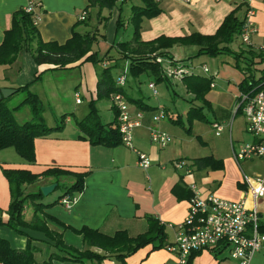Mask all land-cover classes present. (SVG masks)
I'll list each match as a JSON object with an SVG mask.
<instances>
[{"label": "crops", "instance_id": "1", "mask_svg": "<svg viewBox=\"0 0 264 264\" xmlns=\"http://www.w3.org/2000/svg\"><path fill=\"white\" fill-rule=\"evenodd\" d=\"M28 1H35L41 5L42 17L36 26L41 41L63 45L71 38L73 31L87 34L99 30L98 43L103 42L110 47L114 45V37L111 35L118 31L117 20L122 16L121 10L117 7L107 13L102 10L100 17L106 20H100L97 16L94 30L80 32V25L87 27L90 23L88 21L78 26V17L85 12L88 6L87 0H0V46L3 43L5 32L11 28L13 16L22 10ZM154 1L161 10V14L142 21L140 28L142 42H150L159 37H185L193 33L203 36L214 35L223 20L238 5H242L237 12L238 16L244 17L247 6L255 12L253 21L257 27V33L250 39V48L255 51L264 49V0H250L247 5L241 0ZM135 3L133 5H140L139 0ZM92 11H95L96 15L99 13L98 8H93L89 12L90 17ZM34 46L33 43L32 47ZM191 47L196 48L195 53L197 54V47ZM180 48L181 45H175L169 49L167 51L169 58L176 62H187L193 65L194 61L191 58L181 61L177 59L174 52ZM83 64L68 66L70 69L66 70L47 71L48 66H38L33 60L32 53L22 49L11 66H0V89L16 91L28 85L29 92L40 98L41 86L45 82L53 81L55 76L67 74ZM71 67L74 68L71 69ZM165 74L162 70V75L166 78ZM60 93L59 88L52 86L48 94L59 100ZM209 93L206 94L205 99L210 104ZM142 101L146 109H140L128 103L132 113H143L141 127L133 132V150L122 145L116 147L90 145L88 141L79 139L80 131L75 120V125L71 126V129H66L65 126L61 132L35 139L34 163L30 164L22 159L17 160L19 162L0 161V163L4 168L28 170L35 175L55 168L85 174L82 192L71 195V197L78 198L77 203L71 209L67 210L62 207L59 201L51 205L53 200L49 201L51 198L42 196L40 202L51 206L36 214L41 219L44 215L50 216L60 223L59 225L46 220L51 230L61 233L66 246L77 250L86 248L83 237L73 230L79 231L87 228L106 236H113L119 231H124L130 237H136L147 232L151 219L164 226L166 246L159 250H152L151 245L141 248L126 259V264H175V255L165 249L173 244L176 238L175 230L169 225L175 227L185 219L189 205L188 197L191 193L193 194L191 186H194V192L199 197L214 195L226 201L239 202L244 198L246 191V184L242 179L243 173L249 175L250 178L263 176L264 168L261 169L259 166L260 168L256 169L254 165L255 161H259L264 167V162L261 160L241 161L238 164L235 162L232 149L236 150L243 144L256 142L245 132V122L242 117L240 129L235 126V121L239 116V113L233 112L235 107H227V116H222L221 122L218 120L207 122L209 128L201 130L200 135L196 136L206 139L205 144L208 145V150H206L194 147L196 146L194 141L191 142L189 139V130L184 136L174 128L180 121L177 118L175 119L177 121H174L166 108L163 109L165 118L160 122H153V116L161 109L146 103L144 99ZM81 104L82 101L79 104L76 103L77 106ZM193 106L201 107V104L193 102ZM108 109L111 117L107 124L114 120V111L110 103ZM203 111L202 114L205 116ZM77 119L82 118L77 117ZM199 120L206 122L203 118ZM214 123L223 125L224 129L220 136L214 134L211 127ZM150 130L167 133L172 138L171 142L164 148L151 144ZM137 153L146 155L150 159L149 168L143 170L137 166ZM205 157H211L213 162L207 163L204 168L194 165L193 160ZM176 163L181 164L182 168L178 169ZM55 183L53 178L40 177L35 185L27 186L30 189L28 192H37L41 186ZM10 202L9 184L0 167V210L7 211ZM247 205L250 206V203ZM25 209L23 220L29 223L34 217V208L30 211ZM257 209L264 226V196L257 201ZM2 217L5 221L8 219L5 213ZM23 231L33 240L36 247L34 257L37 262L41 263L51 254L58 253L54 244L44 234L29 229ZM26 236L19 235L6 226L0 227V238L6 240L13 249H24L27 246ZM53 264L75 263L54 261ZM85 264L96 263L87 262ZM100 264H115V262L104 260ZM189 264L238 263L229 259L226 254L217 255L204 250L192 256ZM252 264H264V249L252 257Z\"/></svg>", "mask_w": 264, "mask_h": 264}, {"label": "trees", "instance_id": "2", "mask_svg": "<svg viewBox=\"0 0 264 264\" xmlns=\"http://www.w3.org/2000/svg\"><path fill=\"white\" fill-rule=\"evenodd\" d=\"M88 6L84 10L86 18L82 23L90 21V10L98 8V18L102 10L111 11L116 7V3L120 0H87ZM128 0H123L125 3ZM140 5L131 7V15L129 24L132 27V37L128 41L118 42L115 44L118 50V57L113 58L114 64L110 67L106 66L100 73L96 84V99L89 103L88 112L82 119H76V126L80 131L79 139L88 141L92 146L116 147L120 146L121 138L118 132V111L114 106V120L109 124H103L98 116L94 104L100 100L108 99L114 94H121L130 104L136 105L140 109L143 107L142 99H136L129 96L126 91L116 85L113 79L111 69L119 67V62H128L130 72L134 77H138L142 73H148L154 76L156 82H162L165 77L162 75L159 64L154 59L156 54H167V51L175 45L195 46L198 51L194 57L216 58L221 55H231L234 59L236 69L240 68L243 79L238 84V90L249 91L252 88L257 90L264 89V75L255 79L253 69H257L258 65H264V49L253 50L250 47H240L238 51L230 49V45L234 39L239 40V35L244 26V17L237 15L242 5H238L222 22L214 35L203 36L193 33L189 36L179 38L159 37L150 42H142L140 40V28L144 19H152L161 14L154 0H139ZM118 8V7H117ZM121 10V8H119ZM124 22L119 17L117 20V30L123 27ZM97 31L79 34L72 32L71 38L63 45L54 42L45 43L41 41L38 30L33 24L32 16L27 14L23 9L13 16L12 25L5 32L4 40L0 46V66H11L20 50L26 49L32 53L34 62L39 65L48 66L47 71L66 70L68 66L77 63L95 62L97 53L93 51V46L98 42L99 35ZM35 44L32 47V44ZM169 56V55H167ZM171 62L175 63L172 58ZM193 59V58H191ZM175 65V64H174ZM180 65L188 66L189 63H180ZM256 66V68H255ZM74 67H71V69ZM264 73V67L260 69ZM214 75L196 76L187 74L181 78L183 85L189 94L193 96L192 101L201 104V107L191 106L188 109L189 118L205 119L202 111L206 109L209 103L205 96L211 89L214 82ZM26 93L23 101L14 108L8 106L10 98L0 100V152L12 148L17 156L27 163L35 162L34 141L38 138H45L53 133L63 130L66 115L60 119V123L56 126H47L42 117L43 105L39 97L32 94L28 90V85L16 89V93ZM28 106L31 114V120L18 123L15 120V112L22 106ZM194 165L204 168L207 163L213 162L211 157L199 158L193 160ZM2 173L9 184L11 202L7 211L0 210V227L6 226L19 235L26 236L24 229L40 232L45 235L53 244L58 253L51 254L45 261L39 263L35 260L34 253L36 247L33 240L26 236L27 246L22 250L13 249L8 242L0 238V264H53L54 261L69 262L75 264H85L87 262H95L100 264L104 260H112L115 264H126V259L133 255L136 251L146 246H152V250H159L166 246L164 242V226L157 221L150 219V225L147 232L136 237H130L126 232L119 231L113 236H106L98 231L83 228L79 231L73 230L83 237L85 249L77 250L73 247L66 246L62 240L61 233L51 230L46 220L58 223L50 216L44 215L43 219L36 214L43 209L56 204L61 198L71 197L73 194L82 192L85 174L72 173L63 169H48L39 175L32 174L28 170L4 168L1 163ZM53 178L56 189L59 188L60 180L68 178L69 186L66 188L59 199L51 205H45L40 202L42 195L40 191L28 192L24 191L26 186L35 185L39 178ZM55 189V190H56ZM191 193L188 199L192 198ZM29 201L33 204L34 217L31 222L27 223L23 220V212L25 202ZM8 217L5 221L2 214ZM63 226V225H62ZM264 232V226H261ZM96 249L98 251H94ZM198 254L193 253L190 257Z\"/></svg>", "mask_w": 264, "mask_h": 264}, {"label": "rangeland", "instance_id": "3", "mask_svg": "<svg viewBox=\"0 0 264 264\" xmlns=\"http://www.w3.org/2000/svg\"><path fill=\"white\" fill-rule=\"evenodd\" d=\"M138 0H128L125 3L118 1L116 7L121 8V19L124 22L123 27H119L118 31L113 32L111 37H114V45L110 47L103 42H98L93 46V51L97 53V60L95 62H86L83 65L78 66L75 69L70 70L67 74H60L58 77H54L53 81L49 80L41 86V96L40 101L43 105V114L42 117L47 126H56L60 123V119L63 115H66L64 121V127L66 129H71L73 127L74 121L78 118H84L88 112L89 103L91 100L96 99V84L100 73L104 70L106 66L110 67L114 64L112 60L115 57H118V50L115 46L118 42L127 41L132 37V27L129 24L130 9L133 4H136ZM107 13V10H104ZM97 15L95 11L91 12L90 23L86 25H80L79 31L85 30H94V27L97 24ZM86 28V29H85ZM97 35H99V30ZM93 32V31H92ZM95 32V31H94ZM101 39V38H100ZM240 47H243L240 40L234 39V42L230 45V49L233 51H238ZM195 49L191 46H181L180 50L174 52L179 61L187 60L193 58V73L196 76H208L211 74H216L214 79V87L208 91L211 103L206 107L208 111L205 114V121L189 118L187 112L190 106H193L192 95L188 93L186 87L183 85L180 78H177L173 75L174 68L173 63L170 61L168 53L165 54H156L154 55L153 61L157 58L163 60L162 64H159L160 70L165 73L166 79L162 82H156L155 77L150 76L148 73H142L137 78L134 77L130 72V67L125 61L119 62V67L111 69V74L113 79L116 81L119 77L123 76L125 79V84L122 88L126 93L133 98H142L146 103L150 105L158 106L163 111L164 108L167 109L168 114H171L174 121L176 118L180 121L178 125L174 126L180 133L184 136L187 135L189 130V139L191 142L194 141V147L202 148L208 150V145L205 144L206 139L196 137L200 135L201 130L209 128L207 122H212L218 120L221 122L220 118L222 116H227L226 108L229 106L237 107V101L235 96H238L239 90L237 89L238 82L243 79L241 74L240 65L239 69L234 68L235 61L231 55H221L217 58H207V57H194ZM205 64L206 68L209 70V73H204L202 65ZM183 66V65H180ZM264 65H258L257 69H253V75L255 79H258L261 75H264L260 71ZM256 68V66H255ZM150 83H154V90L149 87ZM52 86H56L60 90L59 100L49 95V91ZM42 94V92H44ZM207 93V94H208ZM76 94L80 97L82 104L80 106L76 105L75 99ZM26 93L18 92L9 97L8 106L14 108L19 105L25 98ZM109 100L104 99L96 102L94 104L98 116L100 117L103 124H107L111 117L110 111L108 109ZM236 109V108H235ZM233 110V112L235 111ZM17 113V114H16ZM15 120L18 123H23L31 120V114L28 106H22L17 112H15ZM244 117L241 113L237 120L235 121V126L240 129L241 120ZM68 119V120H67ZM241 119V120H240ZM80 120V119H79ZM63 127V128H64ZM185 133V134H184ZM247 136V134H246ZM249 137V135H248ZM20 160L15 151L12 148L5 149L0 152V161L1 162H14ZM19 162V161H17ZM256 169H263L261 162L255 161ZM260 166V167H259ZM247 178H250L249 175L243 173ZM264 175V170L262 172ZM70 180L67 178H62L60 180L59 188L49 194L46 198H51L49 201H56L58 197L64 193L66 188L69 186ZM24 191L28 193L30 191L29 187H25ZM25 207L30 211L33 208V204L29 199L25 202ZM25 209V210H27ZM225 254V253H224Z\"/></svg>", "mask_w": 264, "mask_h": 264}, {"label": "built area", "instance_id": "4", "mask_svg": "<svg viewBox=\"0 0 264 264\" xmlns=\"http://www.w3.org/2000/svg\"><path fill=\"white\" fill-rule=\"evenodd\" d=\"M121 2L123 0H120ZM235 1V0H229ZM247 5L250 0H241ZM23 10L32 16L33 24L37 26L41 20V5L35 1H28ZM254 10L247 6L244 15V26L239 35V40L244 47H250V39L257 33V27L253 21ZM86 18L85 13H81L78 21L82 22ZM157 64H162L163 60L157 58ZM175 62V61H174ZM173 75L182 78L187 74H194L192 65L180 66L176 63ZM204 73H209L205 65H202ZM168 72L165 74L167 75ZM214 79L216 74H213ZM210 76V75H208ZM125 84L123 76L116 80V85L121 87ZM149 87L154 90V84ZM214 87V82L211 88ZM237 107L235 113H241L244 117L245 132L256 140L253 143H246L232 149V155L238 164L241 161L261 160L264 162V89L257 90L252 88L249 91H241L236 97ZM81 101L76 95V103ZM109 103L118 111V132L121 138L122 146L133 150V132L141 127L143 113H132L125 97L121 94H114L110 97ZM165 118L163 111L153 116V122H160ZM212 129L215 136H220L223 131V125L214 123ZM149 139L151 144L160 148L166 147L172 140L167 133L157 130H150ZM232 148V147H231ZM137 166L140 169H147L151 165L150 159L143 154L137 153ZM178 169L182 165L176 163ZM246 184L244 198L239 202H230L220 199L214 195L199 197L194 192V186H191L193 192L192 198L188 201V211L182 223L174 226L169 225L175 230L176 238L173 244L165 249L176 257L175 264H189L193 253L204 250L217 255L226 254L231 260L238 264H252V257L264 249V232L260 221L257 201L264 196V175L255 178L242 177ZM78 201L77 197H64L59 200V204L69 210ZM250 203V206L247 204Z\"/></svg>", "mask_w": 264, "mask_h": 264}, {"label": "water", "instance_id": "5", "mask_svg": "<svg viewBox=\"0 0 264 264\" xmlns=\"http://www.w3.org/2000/svg\"><path fill=\"white\" fill-rule=\"evenodd\" d=\"M15 93L16 91L12 89H5V88L0 89V100L7 99ZM203 113L206 114L207 111L204 110ZM56 187H57V184L45 185V186H41L39 188V191L43 197H47L49 194L55 191Z\"/></svg>", "mask_w": 264, "mask_h": 264}]
</instances>
